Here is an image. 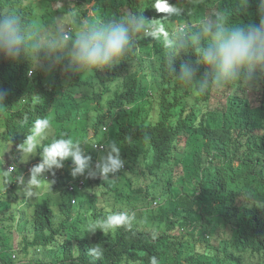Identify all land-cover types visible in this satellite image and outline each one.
Segmentation results:
<instances>
[{"label": "trees", "instance_id": "1", "mask_svg": "<svg viewBox=\"0 0 264 264\" xmlns=\"http://www.w3.org/2000/svg\"><path fill=\"white\" fill-rule=\"evenodd\" d=\"M91 1L74 0L70 5V0H0V18L18 16L29 45L38 46L22 50L15 59L0 55V89L6 92L0 108L7 113L2 136L16 147V162L17 145L33 122L52 112L57 113L58 138L76 135L69 129L71 118L90 121L95 136L102 124L111 121L109 133L122 138L125 155L147 173L168 157L173 141L183 139L198 150L189 153L186 175L179 182L167 186L151 177L146 193L163 208L157 213L146 208L147 217L127 213L130 226L106 233L89 232L88 225L125 212V204L130 211L133 207V193L125 195L117 185L105 191L94 180L69 191L67 182L75 179L65 171L62 184L54 180V186L62 189L59 202L23 196L21 208L9 211V201H0V264H150L152 257L158 264H264V169L256 173L264 163H256L252 152L264 159V69L252 80L241 73L225 84L202 86L206 69L197 65L194 49H177L168 63L179 43L173 37L180 36L178 28L171 29L173 17L153 13L149 0H95L92 8L99 12L95 22L120 19L130 12L159 19L173 47L166 46L163 36L154 40L141 33L135 37V47L112 67L71 71L57 63L45 45L61 29L92 22L87 8ZM170 3L183 10L176 26L185 24L183 29L189 32L199 30L208 19L222 17L227 25L243 26L259 23L264 16L257 11L264 8L262 0ZM137 60L140 73L157 87L155 95L142 90L139 73L131 70ZM181 65L194 70L191 80L178 79ZM149 103L160 110L146 107ZM138 150L142 154H135ZM19 178L16 175L14 181ZM119 184L124 188L132 182L119 179ZM97 187L103 189L102 199L88 194ZM176 223L180 227L197 223L200 228L195 224L193 231H186L191 239L185 240L180 231L171 233ZM13 226L18 229L16 246ZM91 248L101 249L102 255L90 254Z\"/></svg>", "mask_w": 264, "mask_h": 264}, {"label": "clouds", "instance_id": "2", "mask_svg": "<svg viewBox=\"0 0 264 264\" xmlns=\"http://www.w3.org/2000/svg\"><path fill=\"white\" fill-rule=\"evenodd\" d=\"M70 1V5H73L74 0ZM150 2L153 6V13H165V16L173 17L175 26L171 29L178 28L180 30V36L173 37L178 39L179 43L167 57L169 65H171L177 49H194L197 65H203L206 69L203 79L200 81L202 86L206 87L209 82L215 85L225 84L239 77L241 73L245 74L246 79L252 80L258 70L264 69V16H261L259 23L243 26L227 25L222 17H218L216 20L208 19L203 22L199 30L189 32L183 29L185 24L176 26L179 22L175 23V16L178 17L183 12L177 4L170 3V0H149L148 3ZM94 4L95 0L87 4V8L92 9L91 15L89 14L92 22L84 21L75 29H72V26L61 29L56 38L49 40L45 45L46 49L54 54L55 61L64 64L67 69L74 72H92L112 67L135 47V37L141 33L144 37H150L154 40L163 36L166 46L168 48L173 47L170 34L165 31L159 19H147L143 14L130 12L120 19L95 22L99 19V12L92 8ZM257 11L264 15L263 7H259ZM37 47V45H29L25 29L18 16L8 15L0 18V55L15 59L22 50L36 49ZM131 70L139 73L142 90L155 95L157 87L152 84L148 75L140 73L138 60L131 65ZM194 74V70L188 65H181L178 79L181 81L191 80ZM262 74L264 76V72ZM32 75L33 69H29L27 76L31 77ZM241 86L243 89V84ZM5 96V90L0 89V102L4 101ZM21 102H24V99ZM146 107L160 110L154 103L146 104ZM0 115L3 117V119L0 118V122L4 126L7 113L3 108H0ZM56 117L57 113L52 112L45 118H37L28 134L17 145L18 154L27 157V160L30 156L35 155L38 150L41 157L40 162L29 169L28 180L25 181L21 175L17 182L23 186L25 195L32 199L34 198L31 197L34 194L33 189L38 185L39 178L45 172L54 174V170L58 173L69 171L72 179H75H69L67 182L69 191L75 190L77 185L79 188L83 183L87 185L89 181L97 180L105 191H109L112 186L117 185L123 194L133 193V198H130L133 204L131 211L125 204L126 213L115 212L102 220L89 224V232H95L99 229L106 233L121 226H130V216L135 213L147 217L144 213L147 211L146 208L154 209L157 213L159 208H163L164 205L158 199L152 200L150 195L146 193V189L151 183V177L155 175L167 186L179 182L186 175L188 169L186 162L190 156L189 153L192 150H198L197 145L190 144L188 146V143H183V139L173 141L168 157L161 162H156V170L147 173L144 172L142 166L132 164V160L125 155L122 138L109 133L108 127L112 126L111 121L102 124L99 134L95 136L93 124L90 121L71 118L69 129L75 130L76 135L71 136V138H58L55 137L57 135H55ZM49 129L54 139L45 145V142L48 141L46 140L42 145V141L47 138ZM5 131L6 128L4 127L2 135H5ZM2 137L6 139L5 136ZM85 140H89L88 145L87 142H84ZM198 144L202 145L203 140H200ZM253 148L254 146L251 145V150ZM252 152L253 160L256 163H264V159L257 155V151ZM136 153L142 154V151H135ZM261 169H264V166L258 169L256 173ZM8 170L14 172L15 165L13 163L8 164V169L5 170L6 175ZM119 179H131L132 185H125L123 188L119 184ZM51 185L56 192L53 194L58 195L62 192V189L57 192L60 188L55 187L54 183ZM103 189L97 187L88 194L94 193L99 199H102L103 194L100 192ZM114 194L115 192L111 193V195ZM2 195H5V191ZM36 197L42 198L44 196ZM127 213H130V216ZM195 224L196 227L200 228L197 223L183 227L176 223V229L171 233L175 234L180 231L179 234L184 235L185 240H190L191 237L186 231H193L192 228ZM206 237L209 238V234H206ZM211 240L213 244L217 243L215 239ZM89 252L97 258L102 255L99 248H91ZM150 264H158L157 259L152 257Z\"/></svg>", "mask_w": 264, "mask_h": 264}, {"label": "rangeland", "instance_id": "3", "mask_svg": "<svg viewBox=\"0 0 264 264\" xmlns=\"http://www.w3.org/2000/svg\"><path fill=\"white\" fill-rule=\"evenodd\" d=\"M91 6V4H90ZM92 10V9H91ZM91 10H90V15H91ZM176 17V21L175 23H177V21H179V17ZM237 83L233 84L232 88H229L230 91L232 92L237 86ZM239 85H242V83H240ZM220 91H222V89H220ZM249 95V93H248ZM0 118L3 119V117L0 115ZM4 131V126L3 124L0 122V201H9V205L10 207H8L7 209L9 211L12 210H17L18 208H21L20 206L23 204V196H25V198H29V196L25 195V190L23 189V186L20 185L17 181H14V178L16 175L19 176H23L25 181L28 180L29 178V169L40 162L41 157L39 155V150L37 151V153L35 155H32L29 157V159L27 160V157L22 156L20 154V158L18 159V162H16L15 160V154L13 153L14 148L12 145L11 141H7L5 138L2 137V133ZM53 139V135L50 131V129L48 130L47 133V138L45 140L42 141V145H44V142L46 140H52ZM24 160V161H22ZM27 160V161H26ZM14 164L15 165V171L11 172L8 170L7 175L5 174V170L8 169V164ZM49 175V177H48ZM66 177V172L64 173H58L56 172V170H54V176L52 172H45L43 174V176H41L39 178V183L38 185L33 189V195L31 197H36L39 195H43L46 198H49L50 201H57L59 202L61 200V196L53 194L56 193L54 192V188L51 185L52 183H54V180L56 179L58 182H60V184H62L65 180ZM59 184V185H60ZM6 190V194L7 195H2V193ZM61 189H59L57 192H60ZM55 196H53V195ZM21 196V198H20ZM53 196V197H50ZM19 197V198H17ZM17 198V199H16ZM22 200V201H21ZM15 225V223H14ZM14 228V233H13V246L17 245V231L18 229L13 226Z\"/></svg>", "mask_w": 264, "mask_h": 264}]
</instances>
